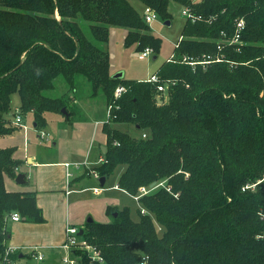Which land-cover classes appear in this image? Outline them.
I'll return each mask as SVG.
<instances>
[{"label": "trees", "instance_id": "1", "mask_svg": "<svg viewBox=\"0 0 264 264\" xmlns=\"http://www.w3.org/2000/svg\"><path fill=\"white\" fill-rule=\"evenodd\" d=\"M133 1L0 0V138L18 130L9 118L15 92L21 111L33 112L37 128L46 126L47 112L63 108L71 123L68 94L52 97L46 91L59 75L68 93L75 91L77 76L83 75L93 94L102 89L107 103L114 104L103 123L105 161L92 170L107 179L125 165L117 185L130 195L142 186L164 184L139 198L145 208L139 220L129 207L109 205L112 221L86 222L83 236L102 260L73 250L77 264H141L144 256L147 264H264V182L243 189L264 176V0H137L165 21H171L172 1L189 7L195 18L186 20L176 59L156 72L161 82L170 81L162 104L155 83L112 75L110 53L80 24L83 15L100 42L109 40L111 26L126 27L127 46L139 51L149 46L158 57L163 39ZM241 19V42L231 43ZM204 55L212 57L206 67L183 61ZM120 84L125 91L115 98ZM112 123H132L141 135ZM16 151L0 147L2 264H8L12 212L30 222L46 220L36 190L6 187L5 177L16 178L26 162L14 156Z\"/></svg>", "mask_w": 264, "mask_h": 264}, {"label": "crops", "instance_id": "2", "mask_svg": "<svg viewBox=\"0 0 264 264\" xmlns=\"http://www.w3.org/2000/svg\"><path fill=\"white\" fill-rule=\"evenodd\" d=\"M30 113L34 121V114ZM9 118L12 120L13 115L10 114ZM83 119H77L73 124H68L71 128L65 125L60 126L59 130L63 133L58 136L54 144L57 146L56 158L52 160H43L44 152L40 150L35 149L30 152L28 129L20 130L23 128L18 127L13 135L0 138V147H17L14 156L26 161L19 170L20 173L26 174L25 183L19 184L16 178L5 177L7 189L36 190L38 205L46 218L41 223L30 222L24 218L20 221L9 220L11 236L7 241L6 249L11 248L10 255L14 256L9 257L10 262L16 256L24 258L28 255L37 263L45 261L46 255H51L56 249L63 248L68 224L77 227L82 225L83 228L90 217L96 221L105 220L108 214L107 207L118 206L121 202V197L109 193L110 190L97 184L94 179L100 180V178L91 172L94 166H89V163L95 162L91 159L97 144H100V149L102 153L104 152L103 148L107 141L103 131L104 122L100 120L83 122ZM39 137L41 138L40 133ZM102 157L104 154L100 158ZM67 163L70 165L67 166ZM69 173L70 176H68ZM110 189L127 193L117 184ZM38 248L44 255L42 260L34 257V251ZM67 256L76 258L73 251H70V255ZM63 258L62 263L68 264L64 263Z\"/></svg>", "mask_w": 264, "mask_h": 264}, {"label": "rangeland", "instance_id": "3", "mask_svg": "<svg viewBox=\"0 0 264 264\" xmlns=\"http://www.w3.org/2000/svg\"><path fill=\"white\" fill-rule=\"evenodd\" d=\"M133 5L140 14H144V10L146 7L145 4L135 0L133 1ZM183 8L184 7L181 4L172 1L169 5V11L172 14L171 23L169 25L165 24V20L159 17L157 20L150 24L153 33L162 37L163 39L161 50L157 54L158 57L156 59H154V56L156 55L155 52H153L148 57H141L140 51L136 49L135 45H126L125 37L128 32V28L121 26H111L109 29V40L107 42H100L94 37L89 22L83 17V15H79V20L88 38L91 39L96 45L100 46L110 53V72L112 75L122 73V77L124 78L148 80L174 53V49L177 46L179 39L181 38L182 30L187 20V18L183 14ZM56 14L57 17L60 18L57 10ZM68 89L69 86L64 75H59L55 80V87L53 89L47 90L46 94L52 97H59L65 93L68 94V104L71 107L70 110L74 112L72 115L73 121L71 123L65 120V114L62 112H47V124L45 127L39 129L34 126L32 113L22 112L23 121L28 125V149H30V152H33L35 149L44 152L43 160H52L56 158L57 146H55L54 144L58 139V136L62 135L63 133L59 130L61 125H65L67 128H71L70 125L77 121V119H83L80 117L85 118L83 119V122H90L95 120L105 122L108 119V103L104 91L100 89L96 94H93L92 84L85 78V76H77L75 91H70L68 93ZM11 105L13 111L16 108H20L21 99L18 92L13 93L11 97ZM112 124L115 127H119L122 130L128 131L134 136L141 135L140 129L132 123ZM40 131L49 133V135L46 137L49 140H46V138L41 139L39 137ZM102 154L103 153L100 149V144H97L95 146L91 159V161L95 162L94 164L89 163V166L95 167L100 165L102 163L100 158ZM82 168L85 169L84 167ZM124 168L125 165L123 164L117 166L113 173L109 175L103 187L101 186L100 180L96 179L94 176L93 177L100 187L110 190L109 193L118 195L119 198L121 197V202L118 204L119 208L129 207L131 211V217L134 220H139V210L142 209L143 212H145V208L139 202V200L128 193L110 189L111 186L118 183L119 177ZM86 178H88V176ZM113 219V214H106L105 220L99 221L110 222ZM78 226L82 228V225ZM67 255H70V251L68 249L62 248L56 249V251L51 255H46L45 261H40L39 263H37V261L31 258L30 255H28L24 258H19V256H16V258H13L8 264H63L61 260L64 256ZM2 262L3 260L0 257V264H2Z\"/></svg>", "mask_w": 264, "mask_h": 264}, {"label": "built area", "instance_id": "4", "mask_svg": "<svg viewBox=\"0 0 264 264\" xmlns=\"http://www.w3.org/2000/svg\"><path fill=\"white\" fill-rule=\"evenodd\" d=\"M183 14L187 19H192L194 20L195 18L192 17L191 11L189 7H184L183 8ZM144 20L148 23L151 24L153 23L155 20H157L159 18V14L156 11L155 8H153L152 6L146 5L145 10H144V14H143ZM245 27V21L244 19H241L238 21L237 23V33L236 35L232 38L231 43H240L241 42V31L244 29ZM179 44V42L177 43V45ZM218 48H221V46L219 45ZM154 52L153 48L151 47H146L144 50L140 51V55L141 57H148L149 55H151ZM203 60L200 61H196L190 57H183V61L188 62L190 65H192L194 68L197 66V64H201L204 67H206L209 63H210V58L211 55H204ZM175 54H172L171 57L169 58L170 61L175 60ZM217 60H221L220 56H217ZM150 83H155L156 87H157V99L161 98L163 101L164 99H167L168 97V87L170 84V81H163L161 82L159 76L155 73L153 74L150 79L147 80ZM125 91V86L120 84L114 93V97L115 98H120L123 93ZM164 98V99H163ZM114 104H108V119L111 117V112L113 109ZM12 115H13V119L11 120L12 124H14L15 126L21 127L24 130L28 129V125L23 121V116H22V111L20 108H16L14 111H12ZM107 119V120H108ZM106 120V121H107ZM49 135V133H46L44 131H40V136L41 138H46ZM143 137H146L147 134L143 133L142 134ZM48 139V138H46ZM105 158L102 157L101 158V162H104ZM70 163H67V166H69ZM91 172L97 177V178H101L100 174L98 171L96 170H91ZM71 174L69 173L68 176H70ZM264 182V176L258 180V182L251 184V185H246L243 189H247V188H255L257 184ZM164 182H161L158 185L155 186H150V187H146V186H142L139 188V193L136 195H133L136 199L139 200V198L145 194H147L148 192H150L151 190H153L154 188H156L159 185H163ZM168 189L170 190V187H168ZM13 221H20L22 220V216L19 212L15 211L11 213L10 218ZM81 228L77 227V226H73L71 224H68L67 228H66V240L63 243L62 247L65 249H68L69 251H73V250H81V251H85L92 260H102L101 254L99 252V250H97V248L92 245L90 243V241L84 237V233L80 234ZM12 252L11 248H7L5 251V257L4 260L6 262H10V254ZM76 258H69V256H66L63 258L64 263H68V264H77L79 262V257L77 256V254H75ZM34 257L38 260H42L44 258V255L39 251V248L36 249L34 251ZM149 257L148 256H144L142 258V263L141 264H147Z\"/></svg>", "mask_w": 264, "mask_h": 264}, {"label": "water", "instance_id": "5", "mask_svg": "<svg viewBox=\"0 0 264 264\" xmlns=\"http://www.w3.org/2000/svg\"><path fill=\"white\" fill-rule=\"evenodd\" d=\"M59 18V17H58ZM60 19V18H59ZM165 24H170V20H166L165 21ZM157 57L156 56H154V59H156ZM123 74L122 73H119V74H116V75H114L115 77H121ZM158 100V103L159 104H162L164 101L161 99V98H158L157 99ZM62 113H64V114H66V115H68V112L66 111V109L64 108V109H62ZM34 126L35 127H37V124L36 123H34ZM103 151L105 152L106 151V147H104L103 148ZM16 181L19 183V184H23V183H25V181H26V174L25 173H19L18 175H17V177H16ZM105 182H106V179H105V177H101L100 178V183H101V185L102 186H104L105 185ZM156 185V183H153L151 186L153 187V186H155ZM116 215V214H115ZM92 221H94L91 217L88 219V222H92ZM84 233V228H82L81 229V231H80V234H83Z\"/></svg>", "mask_w": 264, "mask_h": 264}]
</instances>
